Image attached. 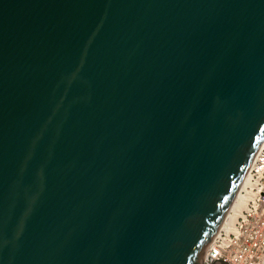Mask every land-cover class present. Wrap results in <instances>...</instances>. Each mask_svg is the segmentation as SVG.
Listing matches in <instances>:
<instances>
[{"label":"water","instance_id":"obj_1","mask_svg":"<svg viewBox=\"0 0 264 264\" xmlns=\"http://www.w3.org/2000/svg\"><path fill=\"white\" fill-rule=\"evenodd\" d=\"M263 139L264 0H0V264H204Z\"/></svg>","mask_w":264,"mask_h":264},{"label":"built area","instance_id":"obj_2","mask_svg":"<svg viewBox=\"0 0 264 264\" xmlns=\"http://www.w3.org/2000/svg\"><path fill=\"white\" fill-rule=\"evenodd\" d=\"M238 194L243 204L229 209L234 216L225 218L204 264L220 258L231 264H264V139Z\"/></svg>","mask_w":264,"mask_h":264},{"label":"bare ground","instance_id":"obj_3","mask_svg":"<svg viewBox=\"0 0 264 264\" xmlns=\"http://www.w3.org/2000/svg\"><path fill=\"white\" fill-rule=\"evenodd\" d=\"M244 181H245V178H244L243 182ZM242 204H243V202L241 201L240 195L237 192V194H236V196H235V198H234V200H233V202L231 204L230 210H231V208L232 209H237V208L241 207ZM233 216H234L233 213L229 214V212H228V214L226 215V219H230L231 220L233 218Z\"/></svg>","mask_w":264,"mask_h":264}]
</instances>
